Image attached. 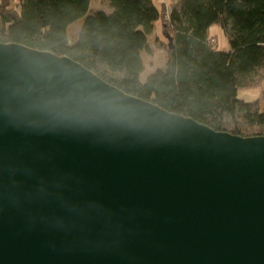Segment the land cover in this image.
Segmentation results:
<instances>
[{"label":"water","instance_id":"obj_1","mask_svg":"<svg viewBox=\"0 0 264 264\" xmlns=\"http://www.w3.org/2000/svg\"><path fill=\"white\" fill-rule=\"evenodd\" d=\"M0 264H264V136L0 43Z\"/></svg>","mask_w":264,"mask_h":264},{"label":"trees","instance_id":"obj_2","mask_svg":"<svg viewBox=\"0 0 264 264\" xmlns=\"http://www.w3.org/2000/svg\"><path fill=\"white\" fill-rule=\"evenodd\" d=\"M91 1L0 0V43L69 57L124 93L215 131L264 136V95L237 99L264 84V0H170L168 11L153 0H106L109 13L90 11ZM80 18L71 44L68 27ZM155 22L166 42L154 46L167 57L142 80ZM213 25L227 36V51L210 44Z\"/></svg>","mask_w":264,"mask_h":264},{"label":"rangeland","instance_id":"obj_3","mask_svg":"<svg viewBox=\"0 0 264 264\" xmlns=\"http://www.w3.org/2000/svg\"><path fill=\"white\" fill-rule=\"evenodd\" d=\"M13 3L14 0H11ZM154 5L159 9L160 5L164 3V10L167 11L170 8V0H153ZM90 11H103L109 13L111 8L109 7L106 0H92L90 4ZM84 18H80L68 27V38L69 42L72 44L77 40L78 32L83 23ZM208 36L211 38L210 44L214 46L219 51H227L229 49L228 38L225 35L223 29L218 25H213L208 29ZM159 38L166 42L165 38L162 36L159 22L154 23L153 32L147 38L148 48L142 53V60L144 64V70L141 75V79L144 80L146 76L152 73L157 68H161L167 57L166 49H157L154 46V41ZM264 95V84L262 87L257 89H244L237 93V99L246 103H251L259 100Z\"/></svg>","mask_w":264,"mask_h":264},{"label":"built area","instance_id":"obj_4","mask_svg":"<svg viewBox=\"0 0 264 264\" xmlns=\"http://www.w3.org/2000/svg\"><path fill=\"white\" fill-rule=\"evenodd\" d=\"M16 1V0H15Z\"/></svg>","mask_w":264,"mask_h":264}]
</instances>
